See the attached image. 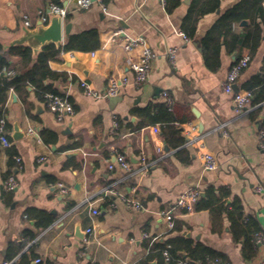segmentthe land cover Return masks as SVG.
I'll return each instance as SVG.
<instances>
[{
	"label": "crops",
	"instance_id": "0c3cea01",
	"mask_svg": "<svg viewBox=\"0 0 264 264\" xmlns=\"http://www.w3.org/2000/svg\"><path fill=\"white\" fill-rule=\"evenodd\" d=\"M51 3L68 9L64 23L71 28L61 46L70 36L74 45L58 62L49 61L61 76L44 83L67 94L75 113L58 121L27 80L10 88L5 99L0 93V116L10 138L8 147L0 146V264H166L159 248L167 246L190 264H216L205 251L230 264H259L264 259V242L254 240V233L264 235L259 0H101L81 10L75 0H0V44L22 33L24 16L27 27L35 28ZM116 30L121 34L113 35ZM124 34L142 37L144 45L163 54L151 61L147 81L138 86L129 61L143 44L125 52ZM170 48L177 49L173 65L165 55ZM244 54L250 60L235 89L250 90L262 108L237 116L221 82ZM11 60L29 79L32 64L22 65L17 56ZM110 77L128 83L109 99L86 96L78 84L84 78L103 90ZM163 90L173 98L172 110ZM114 119L119 129L112 133ZM14 126L24 133L19 139L12 137ZM29 128L39 136L28 135ZM206 152L216 157V169L203 168ZM115 153L124 156L130 171L114 161ZM142 155L150 163L145 171L139 167ZM10 176L17 186L6 190ZM58 183L68 193L62 194ZM191 187L203 193L198 205H208L176 209L168 223L159 211ZM123 197L139 201L141 208L128 207ZM92 209L98 213L92 215ZM87 228L93 235L85 243Z\"/></svg>",
	"mask_w": 264,
	"mask_h": 264
},
{
	"label": "built area",
	"instance_id": "2783aa9c",
	"mask_svg": "<svg viewBox=\"0 0 264 264\" xmlns=\"http://www.w3.org/2000/svg\"><path fill=\"white\" fill-rule=\"evenodd\" d=\"M101 0H75L76 8L86 9L90 7L94 2ZM163 3H165V0H162ZM260 5L262 9H264V0H261ZM102 6L104 7L103 3ZM49 14H58L61 16V18L64 20L68 14L69 11L65 6H61L59 4L51 3L48 5V9L45 11H42L40 13L39 20L42 24H46L48 22V15ZM24 24L26 26L30 25L29 20L26 19L24 16ZM122 30H116L114 31L113 35L117 36L121 34ZM185 39L187 41L190 40L187 35H184ZM138 44H143V39L140 36L136 35H129L124 34L122 38V48L125 52L131 51L135 46ZM177 49L176 48H170L166 51V56L169 58L172 65L175 61V53ZM163 55L159 54L155 51H153L151 48L143 44V49L138 57L135 59H131L129 61V65L131 70L134 73V79L133 84L136 86L144 83L148 79L149 69H150V63L153 59L157 58L158 56ZM250 60V56L248 54L242 55L239 59L234 61L229 69V71L226 74V77L221 82L222 90L231 95V102L233 107L234 115L240 116L246 113H249L253 111L255 108L260 106L259 104H251V97L252 94L249 91L246 92H240L237 91L234 87L236 84L237 78L241 71L247 67L248 62ZM1 73L12 77L16 74L15 69L8 68V67H2ZM128 83L127 79L125 77H110L108 79L107 85L103 90H98L94 88L86 79L81 78L78 81V84L80 88L82 89L83 93L86 96L93 97V98H112L116 96L119 92V88L123 85H126ZM12 89V88H11ZM161 95L164 99L165 105L168 109L172 110L174 106V101L171 95L163 90L161 92ZM43 101L45 106L51 110L56 119L58 121H62L65 116L67 115H73L75 113V108L71 101L69 100V97L67 94L64 93H53V92H44L43 93ZM7 121L5 117L0 118V146L8 147L10 145V138H9V132L7 129ZM119 129V123L116 119L112 122L111 132L114 133ZM157 131V129H155ZM27 134L31 136L38 137V133L31 128L27 130ZM225 134H228L225 132ZM258 146L259 151L261 153H264V125L261 127V129L258 132ZM158 151H161V149H158ZM15 160L17 163L20 164L21 158L15 157ZM39 160H44V157H39ZM202 165L205 170H214L218 167L219 163L216 159V157L210 153L206 152L201 155ZM114 161H117L126 171L131 170V166L129 162L126 161L123 155L119 153L114 154ZM149 162L147 161L146 157L144 155L140 158V169L141 170H147L149 168ZM109 167L112 168L113 164L109 162ZM60 192L62 194L68 193V188L63 183H58ZM17 186V181L13 176L8 177L4 181V188L6 190H12ZM256 190L258 192L263 191L262 186H257ZM200 190L195 187H191L180 193L175 200V202L170 205L169 207L162 209L159 211V215L163 217L168 223H171V220L173 218V213L176 209L183 210L185 212H191L193 211V207L195 202L199 199ZM124 202L128 207H133L134 209H140L141 203L135 199H132L130 197H123ZM98 213L97 209H92V215H96ZM85 234H87L86 238H84V242L87 243L89 241V236L93 235V229L87 228L85 230ZM144 237L148 236V233H144ZM255 241L256 242H264V235H262L260 232H256L254 234ZM80 256L85 257L86 252L84 250L80 251ZM161 254L163 256L164 261L166 264H190V261L186 258L180 257L179 255H172L169 252V246L162 249ZM36 263L41 262L40 258L35 259ZM1 264H13V260H6L3 261ZM216 264H230L229 261H224L217 259ZM259 264H264V259L261 260Z\"/></svg>",
	"mask_w": 264,
	"mask_h": 264
},
{
	"label": "trees",
	"instance_id": "16d2710c",
	"mask_svg": "<svg viewBox=\"0 0 264 264\" xmlns=\"http://www.w3.org/2000/svg\"><path fill=\"white\" fill-rule=\"evenodd\" d=\"M167 0H165V4H166ZM261 0H259V5H260ZM59 4V3H57ZM260 8L262 9L261 5ZM193 12V7L190 9V15ZM202 12V9H201ZM231 13H228L225 17L228 18V20L231 22V20H233V17L230 16ZM230 24V23H228ZM192 31V29H191ZM90 35H93L94 32L89 33ZM73 36L69 37V42L67 45L65 46H60V47H56L54 44H49L46 45L45 47H43L42 51L38 54V56L36 57L35 61H33L32 58V51L30 48L25 47V46H15V47H11L8 48L7 50H3L1 44H0V54L2 55V59L0 61V93L3 94V99H5L6 97V92L12 88V89H18L19 86H21L22 84H24V82L27 80L29 83L33 84L38 92V94L43 98V93L44 92H53V93H59L57 90H54L53 88H51L48 84L44 83V80L47 79H56L59 78L61 76V74L52 71L48 65L49 61L52 62H58L60 60V54L62 51H68L73 47ZM95 46L98 45V41L95 40L94 41ZM12 56H17L20 60V63L22 65H29L32 64V70L30 71V77L29 79H25V76L20 74V72H18V70L16 71V74L12 77H8L4 74L1 73V69L2 67H8V68H13V62L11 60ZM14 69V68H13ZM249 90V88L247 89ZM250 91V90H249ZM252 94V93H251ZM258 101L255 100H251V104H257ZM259 103V102H258ZM166 106V105H165ZM167 107V106H166ZM262 108V106H258L257 108H255V110H260ZM254 111V110H253ZM252 113V111H251ZM1 118V116H0ZM8 125V124H6ZM82 163V160L80 162V164ZM199 203H197V201L194 204L193 210H195L196 208H200L202 206H206L208 205V203H205L203 205H198ZM255 234V233H254ZM255 240V237H254ZM165 247H160V252L162 251V249H164ZM169 252L172 255H178L177 254V250L171 246L169 247ZM205 255H208L212 260H216L220 259V260H224L227 261L211 252H204ZM204 256V254H203ZM201 256L200 258L204 260V257Z\"/></svg>",
	"mask_w": 264,
	"mask_h": 264
},
{
	"label": "water",
	"instance_id": "95a60500",
	"mask_svg": "<svg viewBox=\"0 0 264 264\" xmlns=\"http://www.w3.org/2000/svg\"><path fill=\"white\" fill-rule=\"evenodd\" d=\"M70 28L71 23H64V20L60 15L49 14L48 22L46 24H42L40 20H38V24L33 29H29L24 25L20 35L7 44L1 45L4 51L15 46L28 47L31 49L32 58L35 57V61L38 54L46 45L54 44L56 47H60L63 35L67 36L70 32ZM1 59L2 55L0 54V61ZM234 87L236 88V85H234ZM23 135L24 133H22L17 126H14L12 137L14 139H19V137H22ZM202 194L203 193H200L199 197H201Z\"/></svg>",
	"mask_w": 264,
	"mask_h": 264
}]
</instances>
